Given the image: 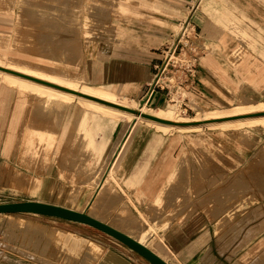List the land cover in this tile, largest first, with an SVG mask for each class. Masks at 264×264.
I'll list each match as a JSON object with an SVG mask.
<instances>
[{"label": "rangeland", "instance_id": "rangeland-1", "mask_svg": "<svg viewBox=\"0 0 264 264\" xmlns=\"http://www.w3.org/2000/svg\"><path fill=\"white\" fill-rule=\"evenodd\" d=\"M146 1L148 0H0V22L5 25L6 31H9V34L0 33V35L6 36L0 38V43L5 47L0 46V51L32 63L61 69L67 74L83 73L80 71L83 61L81 55L83 38L99 36L103 39L114 33V26L112 25L114 22L129 21L130 19L141 20V8L156 10V8L149 6ZM199 2L200 0L196 2V5ZM5 5L6 8H4ZM23 13L24 15L29 13V16L22 18ZM14 20H16V28L13 36ZM62 25L65 29L62 28L67 30L60 32ZM19 26L20 28H18ZM251 27L253 28V25L250 24ZM27 28L28 32L26 33ZM24 33L26 39H29L28 41L25 40ZM250 34L248 35L246 31L241 32L242 46L235 50L237 52L234 51L235 55L243 54L244 56L256 52L264 57V47L253 42L254 38L259 39L258 41L262 43L264 39L259 36V32L256 30ZM38 36H41L39 39L42 40L35 42ZM24 40L26 45L29 44L32 49L23 45ZM19 41H21L20 44ZM40 43L42 47L39 46ZM49 44L52 53L48 56V53L44 54L40 48L45 51ZM35 45H38L37 48ZM35 50L43 53L33 52ZM63 51L64 54H61ZM53 55L56 58H53ZM0 69L3 70V67ZM99 89L109 90L104 87ZM257 90L260 93L255 94L254 92L249 93L248 91H251L249 88H243L241 94H233L232 98L228 100L229 105L218 106L221 108H217V110L202 109L194 105L189 113L184 114L173 105L158 108L146 105L145 112L155 114L158 111L164 117L178 120L203 119L205 113L214 110L229 111L241 100L251 103L258 99H264V83ZM29 92L27 89L23 90L18 86L8 84L0 74V204L28 200H40L55 204L64 203L68 195L67 198L62 197L61 199L60 196L53 195L54 188L49 190L50 184L55 183H57L56 189L60 188L61 190L64 187L70 195H72L71 190L79 188V186L82 188L89 187L91 194H94L114 159V148L111 147L113 132H105L107 139L105 152L101 159L99 157L94 159L89 144L86 147L85 142L82 141L83 138H86L85 133L78 130L79 118H81L79 116L88 118L89 121L90 118L97 117L99 119L98 115H101L99 121L102 123V120L110 117L111 113L92 109L89 105L77 100L69 104L68 109L61 105L62 109L63 107L67 109H63L64 112L61 107L58 109L59 105L56 107L55 104L52 106L45 105L43 101L45 97ZM30 97H34L32 100L38 101L34 104ZM113 100L121 105L130 106L135 110V113H139L142 107L140 101H132L130 98L121 97L117 94H113ZM27 102L30 104L27 105ZM39 102H42L44 106ZM32 103L36 109L39 107L40 111H37L40 114L47 107L50 108L49 111H53L52 113L54 110L57 111L54 113L55 115L53 114L54 120H52L53 116L49 114L48 109L47 113L50 116L46 112V115L42 113L39 116ZM49 106L53 108L51 109ZM224 106L225 108H223ZM32 109L34 110L32 111ZM43 115L47 116V119L43 118L45 121L42 120L44 123L40 121ZM261 115L264 113L239 115L224 119L245 120ZM31 119L32 121H30ZM48 119L53 122V125H56V130L59 128L57 125L62 123L61 128L58 129L59 133L54 129V126L47 123L49 122ZM224 119L175 122L176 126L173 130L165 131L167 133L164 134L165 136L181 137L182 141L178 144L174 157L167 160V162H179L180 168L176 172L177 175L175 174L176 177L172 181L171 188H168L167 192L165 190L167 195L165 194L166 200L162 207L163 213L158 225L153 221V225H156L155 232H151L145 243L151 245L153 238L158 237L161 231H166L174 224L196 218L202 220L204 225L206 223L211 224L214 249L217 250L216 248H218L222 253L221 259L224 262L222 264H264V149L261 150L264 145V125L261 122H252L229 130L212 129L205 126L206 123ZM23 120L25 124L22 122ZM37 120L42 123V126ZM57 120H60V123ZM120 120L122 119L117 116L116 121ZM123 120L115 129L117 137L128 129L130 122H133V119L129 120V118ZM139 122L143 123L138 124L136 131L132 134L133 140H138L134 144L133 150L135 152L141 146L147 145L144 140H152L154 136L163 134L160 129H157L160 128L157 123L146 118L139 119ZM199 124L203 125L199 131L181 128V126ZM36 126L37 128L44 126L45 129L49 130L53 128L56 132L53 129L51 131L55 132L58 138L62 140L60 149L55 147L51 150L52 148L49 149L44 143H37V137L30 134L36 143V146L34 145L36 154L34 148L28 150L25 137L28 132L31 131L30 133H32V129ZM214 139L225 140L230 148L220 146ZM141 140L143 143H140ZM97 141H102L100 134L97 135ZM7 144H10L11 147H6ZM236 149L243 152L244 160L238 157ZM63 152L68 153V155L62 157L66 158L62 159V162L60 156L65 155L62 154ZM44 154H46L45 157ZM161 155L159 153L152 159L151 166L160 164V161L163 163ZM135 157L136 154L132 156L129 162L134 163ZM179 175H182V180ZM30 178H35L34 184L31 186L30 182L26 183L27 179ZM185 181L186 183L181 184ZM91 194L89 198L92 197ZM166 202L169 204L167 205ZM134 203L141 212H145L146 206L141 204L143 206L140 207L138 203ZM87 204L86 206L85 203L82 204L83 211L86 213L90 209L89 204ZM161 225L164 226L161 228ZM111 241L121 243L105 232L77 221L26 212L0 214V264H97L106 249L105 244L111 243ZM95 245L101 247V252L96 250ZM90 249L92 254L93 251L96 252L95 257L97 259L94 258V254H90ZM226 251H228L227 254Z\"/></svg>", "mask_w": 264, "mask_h": 264}, {"label": "crops", "instance_id": "crops-1", "mask_svg": "<svg viewBox=\"0 0 264 264\" xmlns=\"http://www.w3.org/2000/svg\"><path fill=\"white\" fill-rule=\"evenodd\" d=\"M148 1L146 3L156 10L141 8V20L114 22V33L103 39L99 36L83 38L81 55L84 68L81 67L80 71L86 74L90 84L108 88L132 101H140L147 84L153 79L155 65L162 59L163 47L171 41L180 24L188 19L202 49L197 68V86L191 92L193 105L202 109H217L221 108L218 106L229 105L225 99L232 98L233 94H241L243 88H249V93H260L257 89L264 83V57L256 52L235 55V50L242 46V31L251 35L256 30L264 39V0H200L194 11L195 0ZM250 24L253 28H250ZM0 33L9 34L1 22ZM258 40L254 38L253 42L264 47V41ZM165 101V94L160 92L154 97L152 106L164 107ZM98 117H95L99 127L97 135H101L102 141H97V135L92 134L96 154L92 149L91 155L94 159L102 158L107 141L105 132H113L111 147L114 148V159L108 170L112 168L116 180L134 202L140 207L146 206L166 187L175 167V162L167 160L174 157L181 137L165 136L164 128L155 126L163 134L154 136L152 140H144L147 145L135 152L134 144L138 140L134 141L132 134L137 125L143 122L138 121L133 126L130 122L128 129L117 137L115 129L124 120L116 121V116L110 115L101 123V115ZM92 119H89L88 126L91 127L93 122L95 127L96 122ZM112 122L115 125L111 130ZM89 134V131L85 132L86 138ZM214 140L220 146L230 148L225 140ZM6 147L10 148L11 145L7 144ZM236 150L238 157L244 160L243 152ZM159 153L162 154L163 163L160 161V164L151 166L152 159ZM134 154L136 161L131 163L129 161ZM56 184H50L49 190L54 188L53 195L67 198L70 193L63 186L61 190L56 189ZM79 190L80 200L86 199L90 188L81 187ZM212 237L211 224L204 225L202 220L192 218L161 231L158 237L153 238L151 245H146L169 264H222V253L218 248L214 249ZM105 246L97 264H151L124 244L111 241Z\"/></svg>", "mask_w": 264, "mask_h": 264}, {"label": "bare ground", "instance_id": "bare-ground-1", "mask_svg": "<svg viewBox=\"0 0 264 264\" xmlns=\"http://www.w3.org/2000/svg\"><path fill=\"white\" fill-rule=\"evenodd\" d=\"M8 1V0H7ZM151 1V0H150ZM3 2V1H2ZM2 2H1V7H2ZM149 2V1H148ZM6 3V2H5ZM4 4V3H3ZM41 6V5H39ZM4 8H6V5L4 6ZM40 8V7H39ZM36 9V8H35ZM41 9V8H40ZM38 12V11H37ZM28 15H24L23 13V17L24 18L25 16H29V13H27ZM31 14V13H30ZM34 15V14H33ZM28 19V17H27ZM65 19V18H64ZM25 20V19H24ZM63 20V19H62ZM28 22V20H26ZM51 21V20H50ZM69 21V20H68ZM23 22V21H21ZM42 22V21H41ZM49 22V21H48ZM63 22V21H61ZM26 23V22H25ZM66 23V22H65ZM64 23V24H65ZM68 23V22H67ZM66 23V24H67ZM72 23V22H71ZM28 24V23H26ZM30 24V23H29ZM47 24V23H46ZM48 24H52V23H48ZM55 24V23H54ZM61 24V23H60ZM59 24V25H60ZM69 24V23H68ZM51 26V25H50ZM66 26V25H65ZM69 26V25H68ZM71 26V25H70ZM63 27V25L61 26V28ZM67 27V26H66ZM72 27V26H71ZM20 28V26L18 27ZM64 28V27H63ZM61 29L60 32L63 30V31H66L64 29ZM69 28V27H68ZM22 29V28H21ZM20 29V30H21ZM26 29V28H25ZM72 29V28H71ZM24 30V28H23ZM22 30V31H23ZM30 31V30H29ZM69 31V29H68ZM28 32V28H27V31L26 33ZM31 32V31H30ZM29 32V33H30ZM65 33V32H63ZM19 34V32H18ZM35 34V33H33ZM30 35V34H29ZM26 36V34L24 33V37ZM59 37V35H57ZM6 36H4L3 34L0 35V38H4ZM37 37V36H36ZM39 37L41 36H38V39L35 40L39 42ZM1 40V39H0ZM25 40L28 41L25 37ZM24 40L23 42V45L25 46H29V44L26 45V41ZM32 40V39H31ZM42 40V39H41ZM46 40V39H45ZM34 41V39H33ZM32 41V42H33ZM48 41V40H47ZM1 42V41H0ZM21 41H19V44H20ZM31 42V41H30ZM37 42V43H38ZM3 43V42H2ZM36 43V44H37ZM1 44V43H0ZM16 44V43H15ZM12 45V44H11ZM44 45V44H42ZM2 46V44L0 45ZM8 46V45H7ZM24 46V48H26ZM38 45H35V47L37 48ZM39 46H41V43L39 44ZM3 47V46H2ZM9 47V46H8ZM18 47V46H17ZM31 46H29L28 48H30ZM42 47V46H41ZM46 47V46H45ZM5 48V47H3ZM11 48V47H10ZM27 48V49H28ZM35 48V49H36ZM50 44H49V47L47 46V49H45V51L43 50V48H40L44 54H47L48 53V56L49 54L51 55L52 51L50 49ZM20 49V48H19ZM32 49V48H30ZM23 50V49H22ZM53 50V49H52ZM60 50V49H59ZM58 50V52H59ZM62 50V49H61ZM26 51V50H25ZM24 51V52H25ZM28 51V50H27ZM39 50H35L33 52L35 53H43V52H38ZM47 51V52H46ZM16 52V51H15ZM32 52V50H31ZM19 53V52H18ZM28 53V52H27ZM67 53V52H65ZM11 54V53H10ZM26 54V53H25ZM61 54H64V51L61 52ZM68 54V53H67ZM66 54V55H67ZM34 56V55H33ZM52 57V56H50ZM56 58V56L53 55V58ZM37 58V57H36ZM59 59V58H58ZM33 60H35L33 58ZM46 60V59H45ZM68 61V60H67ZM70 61V60H69ZM72 61V60H71ZM75 62V61H74ZM76 63V62H75ZM79 64V63H78ZM0 67H3V68H6V69H9V70H12V71H16V72H20L22 74H27L29 76H33L35 78H39L41 80H44V81H47V82H51L53 84H57L59 86H63L65 88H68V89H71V90H74V91H77V92H80L82 94H78V93H74V92H71V91H67V90H63L61 88H58V87H55V86H51L49 84H46V83H43V82H38L36 80H32L30 78H27V77H24V76H20L18 74H15L13 72H10V71H7V70H2L0 69V74H2L3 76V80L5 82H7L8 84L10 85H15V86H18L19 88L25 90L27 89L28 91H30L31 93H35V94H38V95H41L43 97H45V99L43 100L44 101V104L45 105H53L55 104V107L56 105L58 107V109H60L61 105H64V107H68L69 104H71L73 101L77 100V101H81L82 103L86 104V105H89L92 109H97V110H104V111H108L111 113V115L113 116H118L120 117L121 119H128L131 120L133 119V122H132V126L134 124H136V122L139 121V119L141 118H146L147 120L151 121V122H154V123H157L160 127V128H164L165 131H169V130H173L174 129V126H176L175 122H199V121H203V120H211V119H224V118H231V117H236V116H239V115H248V114H255V113H264V99H258L251 103H247V102H243V100L239 101L235 107H233L232 109H230L229 111H209L207 113H205L204 117H202L203 119L201 118H196V119H192V120H178V119H173V118H169V117H164L163 115H160V113H158V111H156L157 113H146L145 112V108L147 107L146 104H142L141 106V109H140V112L139 113H135L134 109H132L130 106L127 107V105H121L120 103H117L113 100V92H111L110 90H105V89H99V88H102V87H99V86H93L92 84H90L86 78V74L85 73H73V74H67L65 71L61 70V69H58V68H53V67H48V66H45V65H41V64H36V63H32L28 60H25L23 58H16V57H13L12 55H9V54H5L4 52L0 51ZM84 68V65L82 66ZM82 69V68H81ZM82 72V71H81ZM25 88V89H24ZM29 92V93H30ZM263 92V91H262ZM30 95V94H29ZM33 95V94H32ZM37 95V96H38ZM85 95H88V96H91V97H95V98H98V99H101L103 101H99V100H95V99H92V98H88L86 97ZM34 96V95H33ZM37 96H35L37 98ZM42 97V99H43ZM29 98V97H28ZM34 98V97H33ZM33 98L30 97V100H32ZM35 98V99H36ZM239 98V97H238ZM38 99V98H37ZM40 99V100H42ZM79 99V100H78ZM231 99V98H227L225 100H228ZM253 100H255V98L252 97ZM39 100V99H38ZM36 100V101H38ZM27 101H29L27 99ZM33 103L36 102L35 100H32ZM31 102V101H30ZM32 103V105H33ZM39 103H42V102H39ZM38 103V105H39ZM30 104L29 102H27V105ZM35 104V103H34ZM26 105V106H27ZM43 105V103L41 104ZM39 105V106H41ZM123 106V107H120V106ZM44 106V105H43ZM49 106V107H51ZM33 107L36 109V106L33 105ZM47 107V106H46ZM63 109H66L64 108ZM72 107V106H71ZM130 108L131 110H134V111H130V110H127L126 108ZM26 108V107H25ZM39 107H37V109L35 110L36 113H38V111H40L38 109ZM42 108V107H41ZM44 108V107H43ZM53 107H51L52 109ZM76 108V107H75ZM225 108V107H223ZM28 109V108H27ZM26 109V111H27ZM50 110V108H44L45 111H43L42 109V113H47L48 111ZM55 109V108H54ZM53 109V110H54ZM62 107H61V110H63ZM68 109V108H67ZM66 109V110H67ZM34 109H32L33 111ZM38 110V111H37ZM59 110V111H61ZM71 110V109H70ZM217 110V109H216ZM64 111V110H63ZM62 111V112H63ZM85 111V110H84ZM83 111V112H84ZM53 112V111H52ZM51 111H49V114H53L57 111L54 110V113H52ZM65 112V111H64ZM63 112V113H64ZM67 112V111H66ZM171 112V111H170ZM20 113V112H19ZM32 113V112H31ZM31 113H30V116H31ZM41 113V114H42ZM45 113V115H46ZM59 113V112H58ZM56 113V114H58ZM62 113V114H63ZM28 115V111L26 113ZM39 116H41L40 112L38 113ZM48 114V113H47ZM48 114V115H49ZM66 114V113H64ZM70 114V113H69ZM82 114V113H81ZM144 114H149V115H152V116H156V117H159V118H162V119H165V120H168V121H172L174 123H165V122H160V121H157V120H154V119H151V118H148L146 116H144ZM55 115V114H54ZM59 115V114H58ZM56 115V117L58 116ZM61 115V114H60ZM26 116V115H25ZM44 116V115H43ZM41 117L42 119L40 120L38 118V120H40L41 122L44 123V119H47V116H44V117ZM50 116V115H49ZM48 116V118H49ZM63 116V115H62ZM65 116V115H64ZM63 116V117H64ZM28 117V116H27ZM26 117V118H27ZM81 118H79L80 120V124H79V127H78V130L81 132V133H85V132H88L89 131V137L87 138H83V142H85L86 144V147H88V144H89V149L92 151L93 149V154H96V150L94 149L95 148V144L92 142V139L94 138L92 136L93 135H97V133L99 132V127L97 126L98 125V121H95L97 119H92V121L96 122L95 123V127L93 126V122H92V125L91 127L88 126V118H84L83 116H79ZM30 118V117H29ZM57 118L60 119V117L58 116ZM68 118V117H67ZM25 120V118H23ZM28 119V118H27ZM52 119V118H51ZM56 119V118H55ZM24 120L22 121L24 124ZM34 120V119H33ZM40 126H42V123H40V121H38ZM44 120V121H42ZM49 120V119H48ZM54 120V116H53V119ZM62 120V119H60ZM60 120H57V122L59 121L60 123ZM64 120V119H63ZM32 121V119L30 120ZM47 121V120H46ZM28 122V121H27ZM35 122V121H34ZM36 122V123H37ZM252 122H261L263 125H264V115H261V116H256V117H250V119H245V120H240V119H231V120H227V119H224L222 121H218V122H210V123H206L205 126L209 127V128H218V129H221V130H229V129H235V128H239L241 125H244V124H248V123H252ZM23 123H21V125H23ZM35 123V125H36ZM47 123H50L52 126H54V129H55V124L53 125V122H51L49 120V122ZM46 123V125H47ZM39 124L37 123V125L39 126ZM49 124V125H50ZM57 124V123H56ZM31 125V124H30ZM61 124H58L57 126H59V128H61ZM115 125V122H112V128L111 130L113 129ZM27 126V124H26ZM51 126V127H52ZM88 126V127H87ZM46 127V126H45ZM49 127V126H47ZM49 127V128H51ZM58 128V127H56ZM58 128V129H59ZM181 128H183V130H193V131H199L203 128V125L202 124H199V125H189V126H181ZM53 129V128H52ZM52 129H45L44 126L43 128H33L32 129V133L28 132L27 136L25 137L26 138V143L28 145V150H33V148L36 146L35 144V141H34V138L30 136V134H33L37 137V143H44V145H46L49 149L53 150V148H57L58 150L60 149L61 145H62V140L60 138H58V135L55 133L56 131H58L59 133V130L57 129H53V131H51ZM21 129H19L20 131ZM22 131V130H21ZM29 131V130H28ZM26 133V132H25ZM62 134V133H61ZM18 138V136H17ZM70 141V139H69ZM21 145V144H20ZM23 145V144H22ZM35 145V146H34ZM39 145V144H38ZM68 145V144H67ZM40 146V145H39ZM43 146V145H42ZM23 147V146H22ZM46 148V147H45ZM42 149V148H41ZM48 149V150H49ZM264 149V145L262 146L261 150ZM40 150V149H39ZM46 150V149H45ZM24 151V150H23ZM34 151H35V154H36V148H34ZM22 152V151H21ZM50 152V151H49ZM45 153V152H44ZM47 153V152H46ZM55 153V152H54ZM23 154V153H22ZM43 154V153H42ZM62 154H65V155H62L60 156L61 157V161L62 159H66V155H68V153L66 154V152H63ZM25 155V154H24ZM48 155V154H47ZM46 156V154H44V157ZM63 156H65L64 158H62ZM38 157V156H37ZM36 157V159H37ZM42 156V159L44 158ZM52 157V156H51ZM58 157V156H57ZM30 158V157H28ZM22 159V158H21ZM35 159V160H36ZM40 159V158H39ZM181 159V158H180ZM24 160V159H23ZM41 160V159H40ZM39 160V161H40ZM50 160V159H49ZM184 160V159H183ZM32 161V160H31ZM44 161V160H43ZM47 161V160H46ZM180 161V160H179ZM29 162V161H28ZM37 162V161H36ZM63 162V161H62ZM65 162V160H64ZM181 163V162H180ZM37 164V163H36ZM49 164V163H48ZM32 165V164H31ZM175 167H174V170L172 172V174L170 175L168 181H167V185L166 187L161 190L160 192H158V194L156 195L155 199L151 202H149L147 205H146V208H145V212H141L136 204L133 202L132 198L124 191V189L120 186V184L118 183V181L116 180L115 176H114V173H113V170L112 168H110L107 172V174L105 175V177L100 181V183L98 184V187L97 189L95 190V193L94 194H91V190H89V192L87 193V198L84 199V200H80V193H79V189L81 188L79 186V188H75V189H72L71 191V194L72 195H68V198L67 200H65L64 203H59L57 205H60V206H64V207H67V208H70V209H73V210H76V211H79V212H84L83 211V206L82 204L85 203V206H86V203L89 204L90 206V209L89 211H87V214L90 215L91 217L93 218H96L128 235H130L131 237L135 238L136 240L146 244V240L147 238L150 236L151 232H155V226L153 225V221L155 224L158 225V222L160 220V217L162 215V207L164 206V203H165V194L167 192V189L168 188H171V184H172V181L174 179V177H176V172L178 170V168H180L179 166V162H175ZM32 167V166H31ZM185 168V167H184ZM183 170H186V169H183ZM181 170V171H183ZM35 171V170H34ZM187 172V171H185ZM184 172V173H185ZM19 174V173H18ZM176 174V175H175ZM183 174V173H182ZM23 175V174H21ZM187 175V174H185ZM18 176V175H17ZM16 176V177H17ZM180 176V175H179ZM178 176V177H179ZM182 176V175H181ZM180 176V179L182 178ZM26 177V176H25ZM24 177V178H25ZM184 177V176H183ZM186 177V176H185ZM184 177V178H185ZM20 179H23L22 177H18ZM33 178H30V179H27L26 183H29L30 182V186L32 184H34V179L31 180ZM178 179V178H177ZM179 179V180H180ZM23 180H26V179H23ZM76 180V178H75ZM176 180V179H175ZM182 180V179H181ZM185 180V179H184ZM183 180V181H184ZM176 182V181H175ZM179 183V181H177ZM184 184L186 183L185 182H181V184ZM180 184V186H181ZM174 185V184H173ZM179 185V184H178ZM166 190V192H165ZM175 190V189H174ZM61 192H59L60 194ZM91 194L92 197L89 198V195ZM167 195V194H166ZM40 201V200H39ZM83 201V202H81ZM53 203V202H52ZM55 204V203H53ZM87 204V205H88ZM166 204L168 205L169 203L166 202ZM166 206V205H165ZM137 211H136V210ZM165 215V214H164ZM165 217V216H164ZM163 217V218H164ZM162 218V219H163ZM161 221H164L162 220ZM165 219V218H164ZM152 222V223H151ZM164 225H161L160 227L162 228ZM158 229V228H157ZM162 239V238H161ZM159 243V242H158ZM92 248V247H91ZM95 248L96 250H99L101 252V247L95 245ZM157 249V248H156ZM90 254H92V251L90 249ZM96 253V252H95ZM95 253L93 251V256L94 258L97 259V257H95ZM97 255V254H96ZM99 255V254H98ZM93 258V257H92ZM91 258V259H92ZM100 258V257H98ZM95 259V260H96ZM94 260V261H95ZM89 261V259H88ZM93 261V259L91 260ZM92 263H95V262H92ZM91 264V263H90Z\"/></svg>", "mask_w": 264, "mask_h": 264}, {"label": "built area", "instance_id": "built-area-1", "mask_svg": "<svg viewBox=\"0 0 264 264\" xmlns=\"http://www.w3.org/2000/svg\"><path fill=\"white\" fill-rule=\"evenodd\" d=\"M196 36L190 20L180 24L161 51L162 59L155 65L153 79L147 84L141 104L152 106L154 97L161 92L165 94L166 106H176L184 114L193 109L191 92L197 86V68L202 55Z\"/></svg>", "mask_w": 264, "mask_h": 264}, {"label": "water", "instance_id": "water-1", "mask_svg": "<svg viewBox=\"0 0 264 264\" xmlns=\"http://www.w3.org/2000/svg\"><path fill=\"white\" fill-rule=\"evenodd\" d=\"M2 68V67H1ZM6 69V68H3ZM9 70V69H7ZM15 74H18L20 76H24L27 78H30L32 80H36L38 82H43L46 84H49L51 86H55L58 88H61L63 90L71 91L74 93L82 94L80 92L65 88L63 86H59L57 84H53L51 82H47L44 80H41L39 78H35L33 76H29L27 74H22L20 72L9 70ZM84 95V94H82ZM88 98H92L95 100L103 101L101 99L91 97L88 95H85ZM120 106V105H119ZM123 107V106H120ZM126 108V107H124ZM127 110H131L130 108H126ZM144 116L160 121L165 123H174L172 121H168L156 116H152L149 114H144ZM36 213L41 215H48L58 218H63L67 220L77 221L81 223H85L88 225H91L106 234L112 236L122 244L128 246L132 250L136 251L138 254H140L142 257H144L146 260H148L151 264H169L167 261H165L161 256H159L155 251H153L150 247H148L146 244L136 240L135 238L131 237L130 235L96 219L88 215L86 212H79L64 206H60L57 204L39 201V200H28V201H22V202H15V203H2L0 204V214H7V213Z\"/></svg>", "mask_w": 264, "mask_h": 264}]
</instances>
